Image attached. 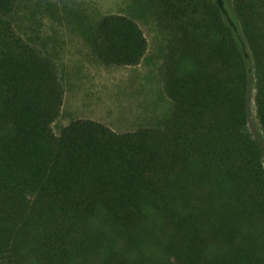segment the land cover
<instances>
[{
  "label": "trees",
  "instance_id": "obj_1",
  "mask_svg": "<svg viewBox=\"0 0 264 264\" xmlns=\"http://www.w3.org/2000/svg\"><path fill=\"white\" fill-rule=\"evenodd\" d=\"M169 33L157 125L57 133V60L0 0V264H264V0H149ZM97 61L139 65L141 24L106 14Z\"/></svg>",
  "mask_w": 264,
  "mask_h": 264
},
{
  "label": "rangeland",
  "instance_id": "obj_2",
  "mask_svg": "<svg viewBox=\"0 0 264 264\" xmlns=\"http://www.w3.org/2000/svg\"><path fill=\"white\" fill-rule=\"evenodd\" d=\"M20 4L15 15L20 31L54 55L60 67L66 97L54 125L57 133L80 116L118 132L170 118L173 103L160 75L170 36L149 0H20ZM111 13L128 15L143 27L149 50L139 65L106 66L94 56L87 32ZM250 131L264 144L255 109Z\"/></svg>",
  "mask_w": 264,
  "mask_h": 264
},
{
  "label": "crops",
  "instance_id": "obj_3",
  "mask_svg": "<svg viewBox=\"0 0 264 264\" xmlns=\"http://www.w3.org/2000/svg\"><path fill=\"white\" fill-rule=\"evenodd\" d=\"M65 97H66V94H65ZM64 104H65V102H64ZM77 118H83L82 116H80V117H77ZM74 119H76V118H74ZM95 120V119H94ZM99 121V120H98Z\"/></svg>",
  "mask_w": 264,
  "mask_h": 264
}]
</instances>
